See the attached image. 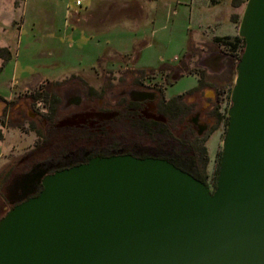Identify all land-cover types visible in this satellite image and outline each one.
Wrapping results in <instances>:
<instances>
[{
	"label": "rangeland",
	"instance_id": "rangeland-1",
	"mask_svg": "<svg viewBox=\"0 0 264 264\" xmlns=\"http://www.w3.org/2000/svg\"><path fill=\"white\" fill-rule=\"evenodd\" d=\"M103 1L108 5L99 7ZM115 1L0 0V217L13 197H21L31 176L45 168V156L64 162L72 158L62 155L71 147L79 157L78 149L91 144L85 142L88 131L113 118L122 103L144 100V114L155 117L154 93L160 104L191 91L179 100L190 132L186 146L196 151L205 146V181L215 188L236 77L235 67L229 72L227 64L239 51V45L233 49L226 42L239 36L247 0H188L172 8L162 0ZM191 7L190 15L183 13ZM111 10L118 11L120 20L128 16L136 23L129 36L124 29H112ZM185 33L191 41L181 53ZM127 36L132 39L128 51L110 45ZM142 61L158 66L144 67ZM201 72L215 87L192 90ZM162 112L178 125L179 116L163 106ZM56 130L66 141L44 152L46 138ZM82 130L87 131L83 139ZM120 134L103 133L100 144L90 147L157 152Z\"/></svg>",
	"mask_w": 264,
	"mask_h": 264
},
{
	"label": "water",
	"instance_id": "water-1",
	"mask_svg": "<svg viewBox=\"0 0 264 264\" xmlns=\"http://www.w3.org/2000/svg\"><path fill=\"white\" fill-rule=\"evenodd\" d=\"M215 188L165 158L94 156L0 217V264H264V0H247Z\"/></svg>",
	"mask_w": 264,
	"mask_h": 264
},
{
	"label": "flooded vegetation",
	"instance_id": "flooded-vegetation-1",
	"mask_svg": "<svg viewBox=\"0 0 264 264\" xmlns=\"http://www.w3.org/2000/svg\"><path fill=\"white\" fill-rule=\"evenodd\" d=\"M151 97L155 98V108H156V115L155 117H149L146 116L144 114L145 111V102L144 100L140 101V100H130L128 102H125V104L122 103V108H120L117 112L116 115L113 116V118L107 120L106 122H102L100 123L98 126L95 127V129L89 130L88 133L90 134L88 137H86V134H84V132H87L86 130H82V139L86 137L85 142H90L91 144L88 146V149H86V146H82L81 149L78 150H82L79 151L81 152V154L79 155V157L74 155V152H76L74 148H69L67 149L62 155H72V158L64 161V162H60L58 158H53L50 157L47 160H44V162H42V166L45 167L44 169H41L39 171H37L36 173H34L31 176V179H29V183H28V187L27 189L25 188L24 191H22L21 197L18 199L16 197H13V199L11 200L10 206L18 203L19 201H22V199H25L26 197H30L33 195H36L41 189H42V183L41 180L43 179V177L46 174H51L57 170H61L64 168H69L71 166H75V165H80L82 163H86L90 158L94 157V156H110V155H116V154H132L130 152V150H124L121 146L116 145L114 146V148H112L111 153L105 154V155H101L102 152L99 151H93L92 147H90L92 144L95 145H99L101 139L99 137L103 136V133L106 132H112V131H117L118 134H120L121 136L123 135L124 137H126L127 135H129L133 141H128L129 143L133 142V144L135 145H145V147H149L150 149H154L155 145L153 143H151L148 139H146L145 137L139 135V130L133 125V122L135 119H140L145 121L149 126L151 125L152 127H154V125L156 126V122L157 123H164L166 122V117L164 116L163 112L161 113V106H163V108L166 107V100H160V104L159 102L156 103V99L158 94L154 93V95H150ZM160 109V110H159ZM158 113V114H157ZM181 115L183 114H178V113H174V118H178V116L180 117L179 121H178V125L175 126L173 124V120L170 121V127L172 125V127L178 129V131L180 132H184L185 133V137L190 136V132L189 130H187L186 126H184L185 124H183ZM184 115V119H185ZM188 125V124H187ZM189 126V125H188ZM57 131V130H56ZM58 132V131H57ZM120 132V133H119ZM191 132H193L191 130ZM56 133V132H55ZM195 133V132H193ZM96 137V138H95ZM130 138V139H131ZM90 147V148H89ZM137 154V153H136ZM147 156L144 157H157V158H162L159 156L158 152H149L146 153ZM134 155V154H132ZM139 157L138 155H134ZM143 158V157H142ZM55 161V162H50L49 161ZM45 161H48V164L46 165ZM36 166H40V164L37 162ZM206 183V182H205ZM207 184V183H206ZM10 202V201H9Z\"/></svg>",
	"mask_w": 264,
	"mask_h": 264
},
{
	"label": "trees",
	"instance_id": "trees-1",
	"mask_svg": "<svg viewBox=\"0 0 264 264\" xmlns=\"http://www.w3.org/2000/svg\"><path fill=\"white\" fill-rule=\"evenodd\" d=\"M214 38L216 40H219L221 37L215 36ZM226 45H228L229 47H233V49L236 48V45H239L238 53L232 55L233 58L230 59V62H228L227 64V69L229 72H231L232 70L234 71V67L236 66L238 60L240 59L241 53L245 46V41L243 37L236 36L235 38H233V40L227 41ZM212 80H214V78H212ZM206 81H207V76L205 75V72H201V74L197 78V86H195L192 90L203 89L205 87H211V88L215 87V83L212 82L209 83ZM189 93H191V91L178 94L177 96L172 97L170 100H166V106L169 109L170 113L173 114V116L174 113L183 114L181 115L182 118L181 121L184 120V115L186 114L183 110V106L185 104L182 101L179 102V100L182 99L184 96L189 95ZM0 100H2V98H0ZM171 120H172L171 118L170 119L167 118L166 122L164 123L156 122L155 123L156 126L154 125V127H152L151 125L149 126L143 120L135 119L133 125L139 130L138 133L139 135L145 137L155 145L156 151L159 153L160 157L167 159L168 161L172 162L174 165L181 168L182 170L187 171L188 173L192 174L194 177L202 180L203 182H206L205 165L208 160V155L205 146H203V148H201V150L199 151H196L192 148L191 149L188 148L190 146H188V144L186 146L187 143L186 138L189 136L185 137L184 136L185 133L178 131V129L176 128L173 130L172 129L173 127H170ZM1 137H2V132L0 131V138ZM64 141H66V135L64 133L56 132L52 136L48 135L45 144L46 150H44V152L48 151V153H50L51 147ZM33 152L34 151L32 150V153ZM130 152L134 155H138L139 157L147 156L146 153L136 154V152L134 151H130ZM108 153H111V151L108 150L102 152L101 155H105ZM49 158L50 156H45L44 160L45 159L47 160Z\"/></svg>",
	"mask_w": 264,
	"mask_h": 264
},
{
	"label": "crops",
	"instance_id": "crops-1",
	"mask_svg": "<svg viewBox=\"0 0 264 264\" xmlns=\"http://www.w3.org/2000/svg\"><path fill=\"white\" fill-rule=\"evenodd\" d=\"M162 1L164 2L163 5L167 6L168 8H172L173 4H179L180 5V4L184 3L186 5L187 4L186 2H188V0H162ZM192 1H193V3L195 2L194 0H192ZM25 2H26V0H24V4H25ZM117 2H118V0L115 1L114 3H117ZM190 3H192V2H190ZM98 5H99V7L100 6L104 7V6L108 5V3L106 1H103V2H100ZM194 8L195 7L188 8V9L184 10L183 13L187 14V11H188V13L190 15L194 11ZM178 10H176V9L174 10L176 12V14L180 11V10L179 11ZM110 17H111V22H115L114 25H112V29H116V28L117 29L121 28L120 30L124 29V30L127 31L128 36H129L131 30H133V28L136 25V23H134L133 20L131 18H129L128 16L123 17V19L120 20L119 18H121V17H120V15H118V11L117 10H115V11L111 10V16ZM119 23H121V24H119ZM217 23L218 22H216V24ZM128 36L126 38H123L122 41L118 45H116V43H113L112 41H111L110 45H112L113 47H115L117 49L121 48L122 50L125 49L126 51H128L129 49L127 47L129 45V43L132 41V39H129ZM197 36H198V33H196V32L194 33V38L191 35L192 41ZM190 41L191 40L189 39V33H185L184 37H182V41H181V45H180L181 53L185 51V49L188 47ZM142 53H143V49H142ZM169 60L171 62H173L175 60V58H170ZM158 62L162 63V61H160V60H158L157 63ZM140 65L144 66V67H156V66H158V65H155L154 63H151V62H148V61L147 62L146 61H142Z\"/></svg>",
	"mask_w": 264,
	"mask_h": 264
}]
</instances>
